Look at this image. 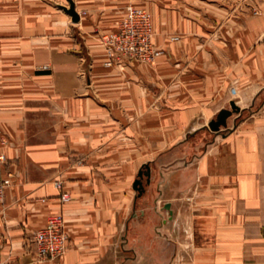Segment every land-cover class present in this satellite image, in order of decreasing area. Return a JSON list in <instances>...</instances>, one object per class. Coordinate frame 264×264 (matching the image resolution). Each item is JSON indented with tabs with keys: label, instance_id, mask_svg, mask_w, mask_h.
<instances>
[{
	"label": "crops",
	"instance_id": "crops-1",
	"mask_svg": "<svg viewBox=\"0 0 264 264\" xmlns=\"http://www.w3.org/2000/svg\"><path fill=\"white\" fill-rule=\"evenodd\" d=\"M70 1L76 23L60 9L67 0H0V156L10 179L0 264H264V0H244L259 13L240 21L210 20L206 50L198 40L194 53L187 41L170 42L152 66H105L97 40L131 5L150 12L160 47L171 15L136 0ZM218 2L206 4L214 14L233 9L232 0ZM130 66H143L146 81L159 78L154 97L147 86L120 85ZM232 100L238 110L227 126L210 130ZM153 125L161 149L184 150L150 167L137 193L143 163L120 158L136 156L139 135L151 156ZM55 212L68 247L35 262L28 237Z\"/></svg>",
	"mask_w": 264,
	"mask_h": 264
},
{
	"label": "rangeland",
	"instance_id": "rangeland-1",
	"mask_svg": "<svg viewBox=\"0 0 264 264\" xmlns=\"http://www.w3.org/2000/svg\"><path fill=\"white\" fill-rule=\"evenodd\" d=\"M209 1L212 0H136V5H141V6H145V4H153V9L157 12H162L161 10H164V13H167V15H171V19H167L168 24H171V28L167 29L164 32V37H163V43H158V48H160L163 53L165 54H170L171 51V46L172 44H169V38L171 37H177L178 40L173 42V43H183L184 41H187V43L190 44L191 46V53L196 52L197 48L194 47V40H198L201 42L202 49H207V45H205L206 40L209 37H214L215 38V25H210V20L214 21V19L216 21H220V24H223L225 22V20H229V21H240L241 17H243V15L246 13V11H248V14H258L259 12L257 10L254 9H248L245 10V6H241L244 0H232V4L233 5V9L229 10V12L225 13V11L223 10H217V14H214V12H211L209 10V6L206 5L209 3ZM220 1L218 2V6H224L226 5L225 0H217ZM205 2V3H203ZM237 5V6H236ZM236 6V7H235ZM139 7V6H138ZM245 7V8H244ZM147 12V11H146ZM150 17L151 14L150 12H148ZM244 13V14H243ZM216 15V16H215ZM215 17V18H214ZM187 24L189 23L190 27L192 30H178V28H181V24ZM219 24V25H220ZM200 27V28H199ZM219 27V26H218ZM217 27V28H218ZM194 28V29H193ZM198 28V29H197ZM184 29V28H183ZM187 31V32H186ZM221 34L218 33L216 35V38H221ZM99 41V38L98 40ZM173 44V45H175ZM197 46V45H196ZM178 52V51H177ZM175 52V53H177ZM189 52V51H188ZM156 62V60H154V63L150 64V63H141L139 65H148V66H152L154 65ZM138 65V64H136ZM143 67V66H142ZM138 68L136 66H130L129 68L124 67L121 68L122 70H120V72L118 73V78H119V83L121 86L124 85H136L137 89L138 87H142L143 86H147L148 88H151L152 90V96L154 97L157 93V89H158V77H152L150 78L151 80L148 79V81L145 80L144 77V71L142 70L143 68ZM42 68V66H41ZM45 69V68H43ZM154 72V69H153ZM120 95H126L124 93H121ZM136 96V100L138 101V99L140 98V94L139 93H135ZM142 97V95H141ZM156 104H158L156 102ZM121 107V106H120ZM154 107V105H153ZM229 110H231V106L230 103L225 107ZM153 113L157 112L156 109H152ZM138 112V110H137ZM235 112V111H234ZM232 112V113H234ZM138 115V114H137ZM232 116V115H231ZM216 117V116H215ZM41 122H43V125L41 127H46L48 119L46 116H41L40 118ZM215 119V118H214ZM239 119V117H238ZM237 119V120H238ZM126 126H120V129H124ZM158 125H153V136H152V141H151V156L147 154L143 153V149L145 147V144L139 139L142 135H139L137 137V139H135V148H136V156L135 157H121L120 158V162H122L123 160H129L131 162H141L142 166H141V170L144 171L145 167L144 164H147L148 166V175H144L142 174L140 177V181H143L144 178L146 181L150 180V167L151 170H154L156 165H158L160 163V161H166V160H171L172 158H175V155L177 154V152L180 150L181 152L184 150V148H182V146L173 148L175 146H170L166 151L164 149L160 148V142L158 140V131L155 130L154 128L158 129ZM209 128V127H208ZM47 131V128L46 130ZM157 132V134L155 133ZM155 133V134H154ZM138 135V134H137ZM142 138V137H141ZM131 147V145H130ZM146 150H149L148 147V142L146 141ZM149 153V152H148ZM158 154V155H156ZM161 154H163L162 156H160ZM76 159V158H73ZM146 159H152L151 161H147ZM78 160V159H76ZM75 160V162H77ZM145 161H147L145 163ZM79 162V160H78ZM3 166L5 167V162L3 159ZM136 177V176H135ZM142 184V182H141ZM28 241V240H27ZM28 249L31 251L30 245H28ZM33 257V255H32Z\"/></svg>",
	"mask_w": 264,
	"mask_h": 264
},
{
	"label": "built area",
	"instance_id": "built-area-1",
	"mask_svg": "<svg viewBox=\"0 0 264 264\" xmlns=\"http://www.w3.org/2000/svg\"><path fill=\"white\" fill-rule=\"evenodd\" d=\"M151 17L143 9L128 5L124 8V14L117 24L115 31L102 33L99 36L106 61L105 66H110L114 61H132L138 64L154 63L163 51L154 46L152 41ZM177 37L169 38L170 42L177 41ZM46 68V65H42ZM10 184L7 170L3 166V158L0 156V203L3 200L5 188ZM54 185L60 189L61 184L55 181ZM60 203L69 200V194L60 190L58 195ZM33 260L42 262L53 260L65 252L68 247V235L64 229L61 212L50 214L45 224L34 229L28 237Z\"/></svg>",
	"mask_w": 264,
	"mask_h": 264
},
{
	"label": "water",
	"instance_id": "water-1",
	"mask_svg": "<svg viewBox=\"0 0 264 264\" xmlns=\"http://www.w3.org/2000/svg\"><path fill=\"white\" fill-rule=\"evenodd\" d=\"M67 7L61 6L60 9L69 16L70 21L72 23H76L78 21V16L73 10V4L70 0H67ZM231 110L227 108H222L218 111L216 114L215 119L208 122V126L212 131L218 132L221 127L227 126V117L232 114V112L238 110V106L235 104V102L232 100L230 101ZM145 170L142 171L141 168L137 171L136 177L134 178L132 182V188L139 193L142 190V184L140 181V177L142 174L148 175V166L147 164H144Z\"/></svg>",
	"mask_w": 264,
	"mask_h": 264
},
{
	"label": "bare ground",
	"instance_id": "bare-ground-1",
	"mask_svg": "<svg viewBox=\"0 0 264 264\" xmlns=\"http://www.w3.org/2000/svg\"><path fill=\"white\" fill-rule=\"evenodd\" d=\"M209 127V126H208ZM210 129V128H209ZM211 130V129H210Z\"/></svg>",
	"mask_w": 264,
	"mask_h": 264
}]
</instances>
